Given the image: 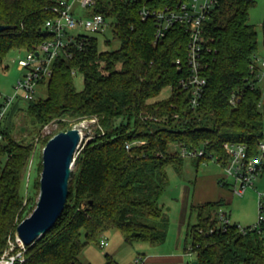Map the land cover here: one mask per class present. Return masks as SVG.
<instances>
[{
	"label": "trees",
	"instance_id": "trees-1",
	"mask_svg": "<svg viewBox=\"0 0 264 264\" xmlns=\"http://www.w3.org/2000/svg\"><path fill=\"white\" fill-rule=\"evenodd\" d=\"M58 1L0 0V25L15 27L0 33V69L10 51H34L50 38L44 26L55 17ZM149 3L96 0L86 15L113 18L110 27L120 46L100 51L95 35L79 34L81 47L71 45L72 57L56 59L50 77L41 81L47 97L29 101V112L40 124L64 117H96L105 129L119 118L127 123L99 132L84 146L63 213L14 264H84L79 260L84 246L111 229L129 244L160 245L169 218L159 200L169 181L167 169L183 170L181 149L203 150L194 158L197 165L215 159L222 167L229 160L226 144L245 146L249 157L258 154L264 105L259 107L261 93L252 87L258 42L249 12L255 0H220L213 10L200 55L206 85L195 108L191 90L180 84L191 75L189 35L175 25L156 41L154 21L139 16ZM76 73L83 77L82 91L74 86ZM165 88L170 96L153 101ZM9 132L0 122V259L28 210L23 187L31 147ZM219 183L228 186L224 179ZM224 205L223 199L192 205L197 222L188 223L185 252L197 264H264V225L244 232L236 223H221ZM106 259L105 264H118L110 255Z\"/></svg>",
	"mask_w": 264,
	"mask_h": 264
},
{
	"label": "rangeland",
	"instance_id": "rangeland-1",
	"mask_svg": "<svg viewBox=\"0 0 264 264\" xmlns=\"http://www.w3.org/2000/svg\"><path fill=\"white\" fill-rule=\"evenodd\" d=\"M107 2L108 0H104ZM203 1V0H199ZM256 4L249 12L250 23L255 26L257 31L258 52L257 58L264 60V0H255ZM72 10L77 17L86 16L87 10L83 9L80 0H69ZM113 18L107 19L104 32L95 34L98 38V49L100 51L116 49L120 46L119 40L114 38L110 27ZM74 33H83L92 35L83 30ZM94 35V34H93ZM109 42V43H108ZM26 57V51H10L5 59L4 68L0 69V103L5 99L15 95L17 83L22 79L25 71L18 66V60ZM74 86L77 91L84 88L83 77L80 73L74 75ZM264 91V90H263ZM171 89L165 88L160 95L153 101L166 99L170 96ZM47 97V88L45 85H39L36 89L35 99H44ZM8 113L2 120V126H8L10 137L17 142L31 147V155L26 168L23 202H28V210L25 217L30 216L35 210L41 193V179L44 170V150L49 141L62 132H67L73 128H78L82 132V145L84 146L94 138L99 132H112L127 123L126 118H119L113 121L110 129L101 127L99 120L95 118L73 119L64 117L53 120L47 124L37 123L29 112V102L17 99L9 105ZM157 120V119H156ZM80 127V128H79ZM139 127V126H137ZM264 141V134H263ZM73 173L76 172V164L73 166ZM168 184L159 200L165 213L169 218V228L166 241L160 245H151L146 242L127 243L122 234L111 229L98 237L97 242H91L84 246L79 260L84 264H105L106 255H110L118 264H137L139 257L150 255L155 251L170 253L176 248L177 243L181 241V251L186 236L187 223L195 224L197 222L196 214H190L192 205H196L199 196V190L209 194L207 197L221 198L225 205L219 210L226 212L232 223L238 224L242 228L253 226L257 223L259 217V194L264 193V170L254 181V185L249 187L242 195H237L231 191L233 179L226 180L227 187H224L222 194L218 191H209V178L222 177L225 171L215 159L209 162L197 165L194 158H186L181 174L173 168L167 169ZM221 180V179H219ZM204 181V182H203ZM212 188V187H211ZM264 238V232H263ZM106 241L108 246H101L100 243ZM9 250L4 254L0 261L8 264H14L15 259H20L26 252L25 246L18 241L16 233L15 241L9 243ZM191 260L195 261L192 254Z\"/></svg>",
	"mask_w": 264,
	"mask_h": 264
},
{
	"label": "built area",
	"instance_id": "built-area-1",
	"mask_svg": "<svg viewBox=\"0 0 264 264\" xmlns=\"http://www.w3.org/2000/svg\"><path fill=\"white\" fill-rule=\"evenodd\" d=\"M129 2L148 1L144 5L139 16L142 21L152 19L155 23V39L162 40L166 33L175 25H181L189 35V65L191 66V75L188 79L180 82L182 88L191 90L190 103L195 108L202 95L206 79L201 74L200 55L205 44V29L210 21L213 10L218 6L220 0H125ZM160 2H163V4ZM96 0H80L81 7L89 10L94 7ZM55 17L45 22V30L50 34V38L36 47L34 51L26 52V57L18 60V66L25 71L22 79L18 81L15 87V95L4 100L0 107V122L6 117L9 105L17 99L33 101L35 99L36 89L41 81L47 80L52 73L53 62L62 57L70 58L69 52L71 45H81L77 41L79 34L74 33L83 30L90 34H99L104 32L106 20L102 14L86 15L77 17L69 0H59L53 7ZM179 63V61H178ZM252 87L259 89L261 99L259 107L264 105V60L255 57L252 66ZM0 98L2 95L0 94ZM236 98L232 97L230 103L236 104ZM129 148V146H126ZM229 153L228 163L223 167L225 174L222 179L225 181L233 179L231 191L237 195H242L249 187L254 185V181L264 170V141L258 144V154L249 157L247 148L243 145H225ZM180 154L184 158H197L204 155L203 150L181 149ZM227 183V182H226ZM259 217L255 225L250 226L249 230L260 229L264 225V193L259 194ZM221 223H232L224 212H219ZM240 227V226H239ZM245 232V228L240 227ZM18 241L20 239L18 238ZM21 242V241H20ZM101 246H108L106 241L100 243ZM191 256L192 253H186ZM21 260L22 257L20 258ZM137 264H144L142 258H138ZM187 264H194L190 261Z\"/></svg>",
	"mask_w": 264,
	"mask_h": 264
},
{
	"label": "water",
	"instance_id": "water-1",
	"mask_svg": "<svg viewBox=\"0 0 264 264\" xmlns=\"http://www.w3.org/2000/svg\"><path fill=\"white\" fill-rule=\"evenodd\" d=\"M13 29L14 26L0 25V33ZM82 141L80 129L73 128L53 137L45 147L39 201L33 213L17 227V236L25 247L44 236L63 213Z\"/></svg>",
	"mask_w": 264,
	"mask_h": 264
},
{
	"label": "crops",
	"instance_id": "crops-1",
	"mask_svg": "<svg viewBox=\"0 0 264 264\" xmlns=\"http://www.w3.org/2000/svg\"><path fill=\"white\" fill-rule=\"evenodd\" d=\"M223 177L224 176L222 177L215 176V177L209 178V182H211V185L209 186V191L211 189H213L214 192L219 190V194H222V192L224 191V187L219 183L220 181L219 179H222ZM198 193H199V196L197 198L196 205L203 204L208 201H217L221 199L219 197L209 199L207 197L209 194H207L206 192H203V190H199ZM187 227H188V223H187ZM186 231H187V228H186ZM143 259H144V264H187L190 261H192L191 257L188 256L184 250V244H183V252L181 251V241L177 243L176 248L173 249L172 252L170 253H162L160 251H155V252L150 253V255L148 256H144Z\"/></svg>",
	"mask_w": 264,
	"mask_h": 264
},
{
	"label": "bare ground",
	"instance_id": "bare-ground-1",
	"mask_svg": "<svg viewBox=\"0 0 264 264\" xmlns=\"http://www.w3.org/2000/svg\"><path fill=\"white\" fill-rule=\"evenodd\" d=\"M80 128V127H79ZM82 133V132H81ZM22 243V242H21ZM0 264H8L5 261H0Z\"/></svg>",
	"mask_w": 264,
	"mask_h": 264
}]
</instances>
